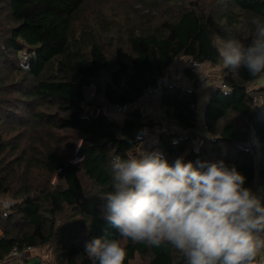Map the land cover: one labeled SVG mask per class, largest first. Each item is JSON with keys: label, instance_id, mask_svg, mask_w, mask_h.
Wrapping results in <instances>:
<instances>
[{"label": "trees", "instance_id": "trees-1", "mask_svg": "<svg viewBox=\"0 0 264 264\" xmlns=\"http://www.w3.org/2000/svg\"><path fill=\"white\" fill-rule=\"evenodd\" d=\"M100 1L0 0V197L16 201L7 216L0 209V260L33 248L51 252L38 264H98L85 243L119 238L103 210L111 160L141 154L158 123L137 109L122 123L93 113L102 106L95 96L88 101L91 87L111 105H135L157 89L180 130L160 133L146 152L158 150L170 164L224 161L246 177L245 187L254 191L258 176L264 188V84L251 88L263 76L224 67L227 89L211 95L202 122L195 89L161 83L175 59L219 64L218 39L249 44L264 0H115L127 9L123 20L106 23L95 12L94 26L89 4ZM253 134L257 163L246 147ZM122 243L124 264H185L170 245Z\"/></svg>", "mask_w": 264, "mask_h": 264}, {"label": "clouds", "instance_id": "clouds-1", "mask_svg": "<svg viewBox=\"0 0 264 264\" xmlns=\"http://www.w3.org/2000/svg\"><path fill=\"white\" fill-rule=\"evenodd\" d=\"M140 7V5H137ZM251 42L229 35L217 45L231 71L264 76V19L253 17ZM104 196L107 222L119 238H93L85 253L98 264H124L122 241L170 245L185 264H264V204L246 177L224 161L170 164L159 151L115 156Z\"/></svg>", "mask_w": 264, "mask_h": 264}, {"label": "rangeland", "instance_id": "rangeland-1", "mask_svg": "<svg viewBox=\"0 0 264 264\" xmlns=\"http://www.w3.org/2000/svg\"><path fill=\"white\" fill-rule=\"evenodd\" d=\"M94 4V3H93ZM92 8H95L92 12L93 18L90 20L91 24L94 26H97L98 21H96V16L95 12L98 13V16H100L106 23H112L113 20L117 21L119 18L120 23L123 18L127 15V9L125 6L120 4L119 2H115V0H104L100 1L98 6L92 5V3L89 4ZM89 19L91 17V14H87ZM219 39L216 41V44L218 45ZM224 65L222 60L219 62V64H198L194 63L192 60L189 58H183V59H177L176 62H173L170 64L169 68L167 69V76L165 77L164 80L161 81L162 85H168L171 83H177L181 85L182 87L188 88V89H195L198 95V108L200 110L199 113V118L202 122V116H203V108L207 101L210 99L211 95L215 94L219 90H226V84L223 79V69ZM187 69H191L192 73L194 76H190L189 74L186 73ZM178 70V72H177ZM177 73V74H176ZM263 80H257L256 82L251 84V88L257 87V85L264 84V76L262 77ZM195 83L197 86H195ZM95 96V101L99 103L102 107L97 110L94 108L92 111L93 113L96 112H105L107 113L111 118L116 119L118 122L122 123L124 119L126 118V115H116L110 108V104L107 102L105 97L102 94H96L94 87L89 88L87 90V99L90 102V100L93 99ZM159 93L156 95L155 99V109L161 118H166L164 121H157L158 123H161L160 125L156 126V128L150 129L149 130V136L148 138L141 144V150H146L151 146L154 147L158 143V138L161 132L162 127H168L169 131H177L180 130L176 124L173 123V120L167 117V114L161 110V105H160V99H159ZM94 107V106H93ZM159 117V118H160ZM160 118V120H161ZM200 122V123H201ZM173 123V125H172ZM199 127L196 130L198 132V138L202 139L203 138V133H207L206 128L203 123L200 124ZM182 132V130H181ZM200 139L197 140L196 142H200ZM157 149V148H156ZM158 151V150H157ZM259 157L258 155L255 158L256 163L258 162ZM56 179L54 176L52 178L53 180ZM263 186L260 185L259 177H256L255 183H254V192L261 198L262 202V194H263ZM16 203L14 199H12L9 196L6 197H0V209H3L6 206H12ZM9 211V209H8ZM4 216V215H3ZM2 232V231H1ZM35 253L34 255L50 258L51 257V252H46L45 250L41 249H34L32 251ZM14 259V258H12ZM10 260L7 264H13L14 260ZM38 257H33L29 261H27L25 264H38L39 262Z\"/></svg>", "mask_w": 264, "mask_h": 264}, {"label": "built area", "instance_id": "built-area-1", "mask_svg": "<svg viewBox=\"0 0 264 264\" xmlns=\"http://www.w3.org/2000/svg\"><path fill=\"white\" fill-rule=\"evenodd\" d=\"M177 59H175L173 62H176ZM172 62V63H173ZM199 64V63H198ZM169 68V67H168ZM167 68V69H168ZM178 72V70H177ZM177 74V73H176ZM158 93V90L155 88H150L149 90H147L145 96L139 100L138 103L134 104H110L111 106V110L116 114V115H125L129 112L134 111L135 109H137L139 112L148 115L150 118H152L155 121H164L166 118H161L160 116H162L160 114V116L158 115L156 109H155V97ZM257 97H254L255 102H257L258 100L256 99ZM194 108H197L196 111L198 112V107L196 105H193ZM161 120H160V118ZM169 121H171L169 119ZM158 123V122H157ZM161 123H158V125H160ZM156 128V127H155ZM168 127H162L161 128V132H169ZM246 147L248 148L249 152L253 155V157L257 156V154L259 153L260 150V146H259V137L256 134H253L250 138V141L248 143H246ZM142 152L145 150H141ZM256 158V157H255ZM10 208V206H6L3 209V215L7 216L9 214L8 209ZM33 248H28L26 251H32ZM26 251H19L18 249H14L10 256L6 259L0 260V264H7L12 258H21L23 257Z\"/></svg>", "mask_w": 264, "mask_h": 264}, {"label": "crops", "instance_id": "crops-1", "mask_svg": "<svg viewBox=\"0 0 264 264\" xmlns=\"http://www.w3.org/2000/svg\"><path fill=\"white\" fill-rule=\"evenodd\" d=\"M2 234L1 230H0V235ZM32 251H34V249H32ZM32 251H26L25 254L23 257L21 258H14L12 260H14V263L13 264H25L27 261H29L31 258L33 257H38L36 255H34L35 253H33ZM39 258V257H38ZM44 258V257H43ZM40 260V259H39ZM39 263V262H38Z\"/></svg>", "mask_w": 264, "mask_h": 264}]
</instances>
